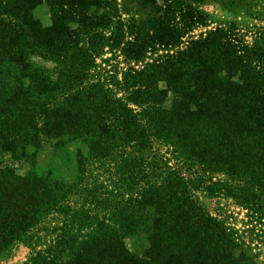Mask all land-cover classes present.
<instances>
[{"label":"trees","instance_id":"obj_1","mask_svg":"<svg viewBox=\"0 0 264 264\" xmlns=\"http://www.w3.org/2000/svg\"><path fill=\"white\" fill-rule=\"evenodd\" d=\"M193 1L122 19L116 0H0V255L38 226L53 237L33 264H259L197 192L221 173L259 194L255 211L264 198V33L193 35L209 21ZM45 142L52 169L8 164Z\"/></svg>","mask_w":264,"mask_h":264},{"label":"rangeland","instance_id":"obj_2","mask_svg":"<svg viewBox=\"0 0 264 264\" xmlns=\"http://www.w3.org/2000/svg\"><path fill=\"white\" fill-rule=\"evenodd\" d=\"M139 1L116 0L118 12L122 15V19H130L133 16L141 19L149 15V7L140 5ZM218 1L220 0L193 1V4L200 11L209 16L207 26L200 27L193 35H199L214 28H228L236 23L237 30H235L236 34L233 38H244V43L247 44H253L259 40L257 38L261 36V33H264V10H260L261 15L259 17L251 15L252 11L248 7L244 11L249 14L243 13V10H237V13H233L236 9H223L218 5ZM34 15L45 27L52 25L51 8L47 3L39 5L34 10ZM117 56H120L119 53ZM107 59H112L107 64L108 70L117 73L119 71L117 67L126 69L123 57L114 58L113 54L108 51L107 55L103 56V60ZM36 62L38 64V59ZM48 65L52 66L51 63ZM6 159L8 164L21 176L38 175V168L48 171L53 168L52 165L56 162L53 151L47 142L40 150L39 159L38 155L30 162L17 159L9 160L10 157H6ZM62 171L60 169L57 176L62 177L60 174ZM208 177L212 187H217V190L211 189V192L208 193L206 190L200 189L197 192L200 201L215 217L225 223L230 229V233L240 243V247L256 256L259 264H264V198L260 201L261 203H258L255 211L254 208L256 207L250 201H253L257 195L259 197V194L254 195L242 182L231 179L224 174L212 173ZM224 186L231 187V192L224 190ZM27 236L28 239L16 241L10 249L0 255V264H33L34 256H37L38 245L42 246L39 249L44 248V245L53 237L50 233L38 231V226L28 232Z\"/></svg>","mask_w":264,"mask_h":264}]
</instances>
